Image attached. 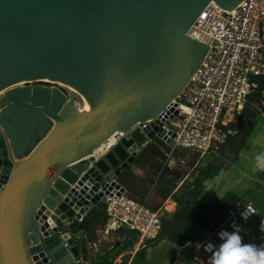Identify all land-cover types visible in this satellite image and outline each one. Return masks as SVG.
<instances>
[{
    "label": "water",
    "instance_id": "obj_1",
    "mask_svg": "<svg viewBox=\"0 0 264 264\" xmlns=\"http://www.w3.org/2000/svg\"><path fill=\"white\" fill-rule=\"evenodd\" d=\"M239 1L0 0V89L47 77L78 102L39 85L0 95V264H82L63 222L121 185L111 175L145 138L135 127L94 149L172 101L209 46L188 34L198 14Z\"/></svg>",
    "mask_w": 264,
    "mask_h": 264
},
{
    "label": "built area",
    "instance_id": "obj_2",
    "mask_svg": "<svg viewBox=\"0 0 264 264\" xmlns=\"http://www.w3.org/2000/svg\"><path fill=\"white\" fill-rule=\"evenodd\" d=\"M263 18L264 0H240L232 8L209 3L188 30V34L209 45L196 69L171 102L155 115L136 119L125 130L115 132L113 144L139 127L145 137L143 144L158 137L170 146L171 151L183 148L197 152L201 157L216 152L228 135L236 131L230 124L243 111L247 97L255 86L252 75L264 71ZM145 129L154 130L153 136H147ZM173 163L175 159L168 153L164 164L169 167ZM100 199L104 201L106 219L101 230H106L105 234L126 228L134 229L142 240L156 238L165 214L164 202L157 210H152L129 196L121 185L113 186ZM255 211L250 202L238 203L230 208L212 235L202 241L201 252L211 255L205 251V246L209 242L218 246L222 243L220 231L231 232L235 230L234 226L240 229L246 221L242 214H247L249 219ZM76 233L80 236L83 232L78 230ZM88 243L95 250L99 249L96 241Z\"/></svg>",
    "mask_w": 264,
    "mask_h": 264
},
{
    "label": "trees",
    "instance_id": "obj_3",
    "mask_svg": "<svg viewBox=\"0 0 264 264\" xmlns=\"http://www.w3.org/2000/svg\"><path fill=\"white\" fill-rule=\"evenodd\" d=\"M251 79L255 82V86L247 97L243 111L230 124L236 131L229 134L226 141L220 144L213 158L203 162V157H200L197 152L189 153V150L183 148H174L171 151L169 145L161 139L153 137L152 140L141 146L133 157L132 163L126 164L117 176V180L125 187L129 196L143 202L152 210H157L169 196L174 198L176 202L175 210L170 214L163 215L160 230L156 238H154H165L175 245L169 264H173L172 261L175 259L176 253H178V261L175 264H194L202 254V241L209 238L213 233V231L209 232L210 228L230 208H233L238 203L248 202L243 195H239L232 190H227L220 197L207 201H199L198 197L205 179L213 178L219 170L227 167L237 159L239 149L245 143L253 128L258 106H254L251 102L254 103L256 100H258L257 103L260 102L259 95L264 74L252 75ZM168 153H171L176 160L180 154H188L189 159L187 162L189 165L196 167V174L191 179L186 180L178 191L176 190V182L186 173L183 172L180 177L181 170H178L176 166L175 168L165 166L164 160ZM197 162H202L203 165H198ZM132 164L140 168L149 167L159 172L155 180L149 181L153 192L159 197L156 203L150 205L143 199L148 194V186L144 185L138 174L132 170ZM105 219L104 205L101 207V204H98L87 210L80 221L73 220L70 223V228H72L73 232L81 230L85 236V239H82V243L86 244L87 241L98 240L96 230L104 225ZM117 232L125 233L126 237L136 233L134 229L126 228H121ZM204 234H207L206 237L199 241ZM151 240L153 239L145 240V242ZM147 246L148 244H144L138 250L137 253L140 260L144 258ZM86 257L87 255H85V259Z\"/></svg>",
    "mask_w": 264,
    "mask_h": 264
},
{
    "label": "crops",
    "instance_id": "obj_4",
    "mask_svg": "<svg viewBox=\"0 0 264 264\" xmlns=\"http://www.w3.org/2000/svg\"><path fill=\"white\" fill-rule=\"evenodd\" d=\"M261 40L264 42V18L261 23ZM262 58L264 61V50L262 51ZM261 74H264V71ZM259 96V103H257L258 100H256L254 103L251 102V104H254V106H258V112L255 114L253 128L247 136L245 143L239 149L237 159L234 161V163H231L230 166L228 165L229 167L227 166L219 170L216 178L213 177L211 179L207 178L204 180L205 184L206 182L208 183L206 187H204L207 195L213 196L209 198L212 199L220 197L227 190H232L239 195H243L245 200L255 206V213L248 220L244 221L241 224L240 234L242 235L245 243L251 242L256 244L264 243V232H261L260 230L261 223L264 222V171H259L255 167V156L258 153L264 152V79L261 83ZM259 106L261 107V109ZM29 151L30 149L26 148V151L23 152L19 158L25 157ZM206 160L207 157H203V162H205ZM131 163L132 160L130 164ZM175 163H173L172 166L169 167L167 164H165V166H167L168 168H175ZM197 164L203 165L202 162H197ZM131 166L133 168V171H135V165L132 164ZM137 168L141 169L140 167ZM135 173L138 175L140 174L137 172ZM111 176L115 177L114 175ZM182 184L183 182L181 181V185L176 186L177 191L180 187L183 186ZM216 194H218L219 196H216ZM98 204H101L102 207L104 205L103 199H100L96 204L92 203L91 201L84 204L85 212ZM164 207H166L164 210L165 214L172 213L176 207L174 198L169 196L164 201L163 208ZM72 219L73 217L68 218L63 222L65 224L64 226L66 227V229L64 230H68L69 232H71V234H73L79 241L81 251L77 260L80 263L84 262L85 264H88L90 262L89 264H126L129 262L131 264H152L149 263V258L151 255L150 248L146 247L144 252L145 255L142 260H140L137 253L138 250L144 246L145 239L142 240L139 235L136 239L135 235H137V233L132 236L126 237L125 233L123 232H115V236L112 237L109 233L105 234L102 232L101 229L103 228V226L99 227L96 230V234L99 238V241L102 243L106 242L107 245L99 247V249L94 252L95 256L88 258L87 252L90 251L92 246L88 242H86V244L82 243V239H85L83 233L80 236H76L77 233L75 234V232L72 231V228L69 227ZM105 235L107 236V238ZM130 244H134V247L131 251V254L129 255L126 252V246ZM174 246L175 245L173 243L172 245H170L171 252L169 255V262ZM85 255H87L86 259ZM177 261L178 253H176L175 259L172 261V263L175 264Z\"/></svg>",
    "mask_w": 264,
    "mask_h": 264
},
{
    "label": "rangeland",
    "instance_id": "obj_5",
    "mask_svg": "<svg viewBox=\"0 0 264 264\" xmlns=\"http://www.w3.org/2000/svg\"><path fill=\"white\" fill-rule=\"evenodd\" d=\"M35 85L46 86V87L50 88L51 90H57L58 92H61L63 94V96L65 97L66 101L67 100H71L72 103L78 107V102H77L76 98L72 95L71 89L69 87L64 86V85H60L59 83L54 82V81H43V80H35V81H33V80H31V81H28V82L27 81L21 82L19 84L18 83L17 84H12L8 88H5L4 90H1L0 94L5 93L7 90H10L11 88H14V87H25V86L26 87H33ZM139 145H140V143H139ZM107 150L108 149H106L104 152H106ZM103 153H99V154H97V156H100ZM189 153H192V151L189 150ZM214 153L215 152H210L205 157H207V159H211L215 155ZM188 159H189L188 158V154L187 155L186 154H184V155L180 154V156L176 160V163L174 164V166H176L178 168V170L179 169L181 170L180 177L183 174V172L186 173L185 175H183L181 177L182 179L179 178L180 180L177 181L176 186L177 185H181V181L183 183H185L186 180H188L189 178L191 179L193 177V175L195 174V172H196V167L195 166L193 167V166L189 165V163L187 162ZM132 170H133V168H132ZM134 170H135L134 172L140 173L138 175L139 178L142 180V182H144V185L148 186V190H147L148 194L143 199H145L146 203L150 204V205L156 203L159 200V197H158V195L155 192H153L152 186H151V184H149V181L152 180V179L155 180L158 177L159 172L155 171V170H153V169H151L149 167H145V168L139 169V168L134 166ZM216 176H217V174L214 177L216 178ZM207 184H208L207 182L205 184L204 181H203V185H202V189H201V195H200V197L198 199L199 201H207V200L211 199L209 197H213V196H208L206 191H205V189H204V187H206ZM216 196H219V195L216 194ZM102 232L103 233H107L106 230H105V232H104V230H102ZM114 234H115V232L114 233H110V236L113 237V236H115ZM135 236H136V239H137L138 235H135ZM103 238H105V237H103ZM106 238H107V236H106ZM96 242H97L98 247H102V246H106L107 245L106 242L102 243L99 240H96ZM144 244H148L147 247L151 249V255H150V258H149V263H152V264H167V263H169V255H170V252H171L170 245H172L171 241H169L168 239H165V238H163V239H153L151 241H146V242L144 241ZM88 247H91V246H88ZM126 247H127L126 248V252H127V254L130 255L131 251H132V249L134 247V244L127 245ZM94 252H96V250H95L94 246H92L90 251L87 252L88 253L87 254L88 258L94 257L95 256ZM208 256H210V255L202 253L197 258V260L195 261L194 264H207Z\"/></svg>",
    "mask_w": 264,
    "mask_h": 264
},
{
    "label": "clouds",
    "instance_id": "obj_6",
    "mask_svg": "<svg viewBox=\"0 0 264 264\" xmlns=\"http://www.w3.org/2000/svg\"><path fill=\"white\" fill-rule=\"evenodd\" d=\"M144 141L141 142L140 145L138 144V148H139L138 151L140 150L141 146L144 145L143 144ZM255 167L259 171H264V152L258 153L255 156ZM112 178H116L117 180V176L112 177ZM242 218L244 220H247L248 219L247 214L243 213ZM73 220H77L76 217H73L71 222ZM80 220H77V221H80ZM234 228L235 230L231 232L226 231V230L220 231L219 237L222 243H220L218 246L214 245L211 242H209L205 246V251H208L211 253L207 261V264H264V243H261V244H256V243H251V242L245 243L242 235L240 234L239 227L234 226ZM260 230L261 232H264V222L261 223ZM145 240H149V239H145Z\"/></svg>",
    "mask_w": 264,
    "mask_h": 264
},
{
    "label": "bare ground",
    "instance_id": "obj_7",
    "mask_svg": "<svg viewBox=\"0 0 264 264\" xmlns=\"http://www.w3.org/2000/svg\"><path fill=\"white\" fill-rule=\"evenodd\" d=\"M37 79H38V80H43V81H54V82L59 83L60 85H64V86L70 88V86L67 85V84H64V83L58 82V81H56V80H54V79H50V78H47V77H42V78H37ZM29 80L31 81V80H33V79H29ZM21 82H25V80H22V81H20V82H16V83H14V84H17V83L19 84V83H21ZM9 86H10V85L1 88V89H0V92H1V90H4L5 88H8ZM27 100H31L30 96L27 98ZM75 107L78 109V107H77L76 105H75ZM135 120H136V119H135ZM135 120H133V121H135ZM119 131H123V129H122L121 127H118L116 130H114V131L111 133V135H109L104 141H102L100 144H98V145L96 146V148L94 149V152L96 153V155L99 154V153H103V152L106 150V147L109 146V144H113V143L115 142V139H114V137H113V134H114L115 132H119ZM105 142H107V143H105ZM83 206H84V205H83ZM81 216H82V214H80L79 217H77V218H80Z\"/></svg>",
    "mask_w": 264,
    "mask_h": 264
}]
</instances>
